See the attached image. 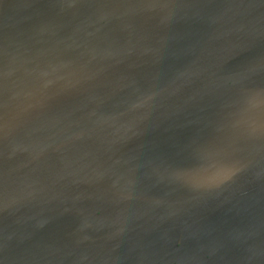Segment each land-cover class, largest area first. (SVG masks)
I'll list each match as a JSON object with an SVG mask.
<instances>
[{"label":"water","instance_id":"95a60500","mask_svg":"<svg viewBox=\"0 0 264 264\" xmlns=\"http://www.w3.org/2000/svg\"><path fill=\"white\" fill-rule=\"evenodd\" d=\"M0 264H264V0H0Z\"/></svg>","mask_w":264,"mask_h":264}]
</instances>
